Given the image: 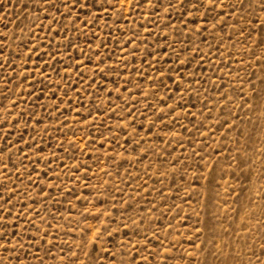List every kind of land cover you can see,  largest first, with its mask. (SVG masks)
<instances>
[{"label": "rangeland", "instance_id": "374dc122", "mask_svg": "<svg viewBox=\"0 0 264 264\" xmlns=\"http://www.w3.org/2000/svg\"><path fill=\"white\" fill-rule=\"evenodd\" d=\"M0 264H264V0H0Z\"/></svg>", "mask_w": 264, "mask_h": 264}]
</instances>
